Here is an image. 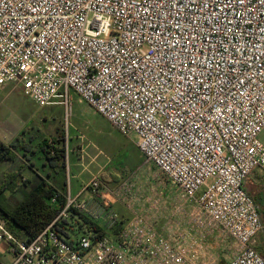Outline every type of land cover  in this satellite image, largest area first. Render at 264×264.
<instances>
[{
  "label": "built area",
  "instance_id": "1",
  "mask_svg": "<svg viewBox=\"0 0 264 264\" xmlns=\"http://www.w3.org/2000/svg\"><path fill=\"white\" fill-rule=\"evenodd\" d=\"M8 85L63 105L66 128L72 92L134 134L179 201L235 240L225 264H264L262 220L243 187L264 170V0H0V91ZM135 191L125 177L109 186L94 174L76 193L67 182L30 239L0 218L5 264H196L201 239L162 232L158 199L143 205Z\"/></svg>",
  "mask_w": 264,
  "mask_h": 264
},
{
  "label": "rangeland",
  "instance_id": "2",
  "mask_svg": "<svg viewBox=\"0 0 264 264\" xmlns=\"http://www.w3.org/2000/svg\"><path fill=\"white\" fill-rule=\"evenodd\" d=\"M44 111H46L45 107L36 105L18 88H5L4 92L0 94V142L7 145L15 139L20 141L23 137L21 134L23 130L29 131L30 134L37 133L52 138V135L55 134L53 127L59 126L64 130L67 145V137L70 136L68 149L71 148L74 141H80L85 145L87 144L88 151L94 153L99 151L97 161L105 165V171L115 178H128L136 188V195L141 196L143 205L144 201L147 203V200L158 199L159 205L155 212L158 214V228L162 232L168 233L176 228L201 239V252L195 262L196 264H225L233 256L237 250L235 240L220 227H215L203 220L193 203L182 198L179 201L178 189L161 175L153 164L145 161V157L132 135L121 134L76 94L71 101V113L67 128L63 122V117L56 121L55 126L44 123L45 120L42 119L46 115ZM48 121H52V119L49 118ZM80 135L82 136L80 137ZM259 137L264 139V131L260 133ZM70 155L71 171L78 172L82 166L74 163L76 161L75 156ZM19 159L15 157V161L8 160L4 164H0V188L6 187L8 173L16 171L21 165L23 166H21L20 178L22 181L24 180L23 176H26L24 171L29 161L24 158V160ZM89 167L91 170H96L95 163L90 164ZM87 176L88 171L84 170L79 176L72 177V187L83 184ZM117 183L118 181L110 180L107 184L115 186ZM248 185L252 189V195L258 201L256 204L262 220V229L255 237V248L264 255V189L259 191L260 187L252 185L247 179L244 186L247 188ZM13 186L16 188L15 184ZM19 195L17 189L12 191L0 190V205L3 207L13 206L16 202L15 197L18 198ZM259 195L261 196L260 199ZM139 205H141L140 201L135 205V208ZM118 206L114 205L113 209L120 213L118 209L120 210L121 207ZM146 206L147 204L144 207L146 208ZM126 211L128 210L126 209ZM148 215H150L149 212ZM9 255L7 246L4 242L1 243L0 258H9Z\"/></svg>",
  "mask_w": 264,
  "mask_h": 264
},
{
  "label": "crops",
  "instance_id": "3",
  "mask_svg": "<svg viewBox=\"0 0 264 264\" xmlns=\"http://www.w3.org/2000/svg\"><path fill=\"white\" fill-rule=\"evenodd\" d=\"M6 88H9V89L18 88V90L22 93L19 87H13L11 85H8ZM3 92H4V89L0 91V94ZM70 98L72 101L73 98H75V94L71 92ZM40 107L46 108V111H44L46 115L42 118L43 121L45 120L44 123L55 126V124L57 123L56 121L58 119L62 117L64 119L63 105L56 103V104H49V105L40 106ZM49 118H51L52 121H48ZM63 122H65V120H63ZM53 128L55 130V134L52 135L53 136L52 138H47L37 133L30 134L29 131L26 132V130H23L21 131V134L23 137L21 138L20 141H17V139H15V141H13L10 144L7 143L6 145V143H3L4 145L9 146L12 149V152L14 154L13 155L14 157L12 160L15 161V157H17L18 159L20 158L19 160L27 159L29 161L27 163L28 167L24 171V173L26 172L25 173L26 176L25 175L23 176L24 178L23 181H28V183L22 185L21 184L22 180L18 176L17 178H14L13 183H12V184H15L16 187H23L24 189H29L30 185L33 184L36 180H43L46 184L50 185L51 187H54L56 191L62 193L66 188V183L69 182L71 192L76 193L80 189L81 185H83L86 181H88L90 177L94 174L100 175L107 183L110 182V180L119 181L122 178V177L115 178L112 174L105 171V168H106L105 165L100 164L97 161V157L99 156L98 155L99 151H97L96 153L88 151L87 144L85 145L81 143L80 141H74L71 148L68 149L69 147L68 139L70 136L67 137V142H68V145H67V143H65L64 130L59 126H55ZM129 135H132L136 141V136L134 134H129ZM81 136L82 135H80V137ZM43 140L48 141L49 145H53L55 148H61L62 146H64L65 148L64 156L54 153L49 158H46L43 151L40 149V145L42 144ZM70 154L75 156L76 161L74 159L75 161L74 163L76 164L78 163L82 166V168L78 172L71 171L72 165H71V155ZM8 160L11 161L10 159L2 160L0 161V164H4ZM64 163H65V166H64ZM92 163L96 164V170L90 169L89 165ZM84 170L88 171L87 178L84 179L83 184L82 183L78 184L77 186L73 188L71 184V178L79 176L82 172H84ZM247 179L252 185L260 187L259 191H262V189H264V170H262L261 168H254L247 175L243 183V187L246 190V192L254 199L256 203H258V201H256L255 197L251 193V190H252L251 187L249 185L247 188L246 186H244V184L247 182ZM17 190L19 191V188ZM21 197H22L21 195H19L18 198L15 197L16 201L19 200ZM260 197L261 196L259 195V199ZM114 205H119L121 207L120 210L118 209V211L122 213L121 215H125V216L129 215L128 211H126V208L124 206H122L119 203H116ZM10 260H11V255H9V258H4V259L0 258V264H5L9 262Z\"/></svg>",
  "mask_w": 264,
  "mask_h": 264
},
{
  "label": "trees",
  "instance_id": "4",
  "mask_svg": "<svg viewBox=\"0 0 264 264\" xmlns=\"http://www.w3.org/2000/svg\"><path fill=\"white\" fill-rule=\"evenodd\" d=\"M40 149L43 151L46 158H49L54 153L62 156L65 154L64 146L61 148H55L53 145H49V142L46 140H43ZM13 155L12 149L9 146L0 143V161L6 159L12 160L14 157ZM21 166H19L16 171L8 173L6 187L2 186L0 190L8 189L12 191L19 188L22 197L11 207H3L0 205V218L6 220L9 229L16 236L30 239L37 235L42 228L53 220L63 201L60 196L56 203L52 204L50 202V199L56 190L54 187L46 184L43 180H36L30 185L29 189H24L23 187L14 188L13 184L10 185V183H13L14 178H17L18 176L20 177ZM27 167L28 165H26V168ZM27 183L28 181L21 182L22 185ZM80 216L82 221L90 229L100 230V232L103 233L97 223L83 215Z\"/></svg>",
  "mask_w": 264,
  "mask_h": 264
}]
</instances>
